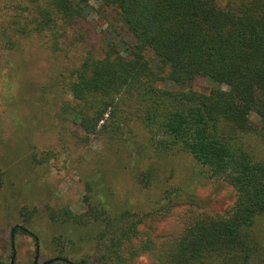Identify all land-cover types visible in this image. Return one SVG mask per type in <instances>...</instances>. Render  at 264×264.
I'll use <instances>...</instances> for the list:
<instances>
[{
  "label": "trees",
  "instance_id": "16d2710c",
  "mask_svg": "<svg viewBox=\"0 0 264 264\" xmlns=\"http://www.w3.org/2000/svg\"><path fill=\"white\" fill-rule=\"evenodd\" d=\"M96 2L94 10L90 0H0V48L34 36L55 49L66 24L100 17L105 27L61 82L68 99L59 98L54 115L82 144L101 136L123 149L136 143L137 124L143 148L191 156L235 198L226 215H188L174 232L153 235L148 220L193 199L172 188L154 208L131 210L87 194L80 213L48 211L49 221L81 225L90 235L92 250L69 261L136 264L146 255V264H264V150H256L264 147V0ZM75 29L73 41L82 39L81 26ZM200 81L207 85L198 89ZM152 180L147 164L136 181L145 188ZM34 209L20 207L24 223L9 227L10 238L21 231L37 243L25 228ZM55 259L68 264L61 250Z\"/></svg>",
  "mask_w": 264,
  "mask_h": 264
},
{
  "label": "rangeland",
  "instance_id": "374dc122",
  "mask_svg": "<svg viewBox=\"0 0 264 264\" xmlns=\"http://www.w3.org/2000/svg\"><path fill=\"white\" fill-rule=\"evenodd\" d=\"M90 2L96 10V0ZM104 22L92 14L76 25L66 24L65 35L59 38L55 49L34 36L22 39L15 49L0 48V261L3 264H8L10 259L11 242L12 264H43L47 260H50L48 264H66L52 259L57 250L70 261L90 252L92 242L85 227L48 219V211L61 207L73 213L82 212L86 208L83 196L87 194L131 210L154 208L161 201L163 190L172 188H176L175 193L193 199L194 205L182 202L167 216L148 220L153 235L174 232L188 215L199 212L226 215L233 205L232 187L204 177L191 156H156L143 148L145 134L139 125H132L136 143L123 149L119 145L108 146L101 136L89 137L82 144L70 133V123L54 115L59 98L68 99V94L61 90V82L67 80L68 71L84 56L86 42H96ZM78 26L83 37L73 41ZM198 85L200 89L207 83L200 81ZM251 118L256 119L254 115ZM256 150L261 153L264 147L257 144ZM31 153L46 159L33 162ZM147 164L152 166L154 180L143 188L136 176ZM86 182L91 187L89 191L85 189ZM21 206L35 208L25 228L36 232V244L31 235L21 231L9 237L11 225L24 223L19 214ZM148 261L146 255H141L136 264Z\"/></svg>",
  "mask_w": 264,
  "mask_h": 264
},
{
  "label": "water",
  "instance_id": "95a60500",
  "mask_svg": "<svg viewBox=\"0 0 264 264\" xmlns=\"http://www.w3.org/2000/svg\"><path fill=\"white\" fill-rule=\"evenodd\" d=\"M10 248L12 249V253H11L10 259H9V261H8V264H12V262H13V257H14V250H13V243H12V242L10 243ZM53 259H54V258H53ZM66 262H67L68 264H71V262H70L69 260H66ZM48 263H49V260L43 262V264H48ZM34 264H35V263H34Z\"/></svg>",
  "mask_w": 264,
  "mask_h": 264
},
{
  "label": "flooded vegetation",
  "instance_id": "af4514ba",
  "mask_svg": "<svg viewBox=\"0 0 264 264\" xmlns=\"http://www.w3.org/2000/svg\"><path fill=\"white\" fill-rule=\"evenodd\" d=\"M34 264V263H33Z\"/></svg>",
  "mask_w": 264,
  "mask_h": 264
}]
</instances>
